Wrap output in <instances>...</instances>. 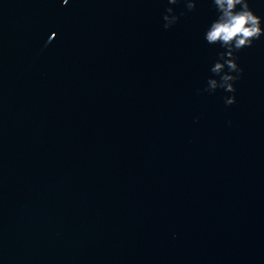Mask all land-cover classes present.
I'll use <instances>...</instances> for the list:
<instances>
[{
    "label": "water",
    "instance_id": "water-1",
    "mask_svg": "<svg viewBox=\"0 0 264 264\" xmlns=\"http://www.w3.org/2000/svg\"><path fill=\"white\" fill-rule=\"evenodd\" d=\"M188 2L0 0V264H264V35L227 92Z\"/></svg>",
    "mask_w": 264,
    "mask_h": 264
},
{
    "label": "clouds",
    "instance_id": "clouds-1",
    "mask_svg": "<svg viewBox=\"0 0 264 264\" xmlns=\"http://www.w3.org/2000/svg\"><path fill=\"white\" fill-rule=\"evenodd\" d=\"M67 3V0H64ZM177 0H169V3L175 4ZM214 5L219 13L208 30L205 33V39L209 44L219 43L224 52L220 54L218 60L212 67V72L216 74L224 73L221 76L223 84L221 85L227 92H234L235 88L232 81L238 79V76H233L231 73H239L242 71L237 63L234 53L245 47L252 46L254 40L259 39L264 35V28L261 27L262 19L257 16L250 8L248 0H213ZM187 7L189 10L195 8L194 0H189ZM169 13L173 10L167 9ZM165 27H169L178 19L172 16L169 19L168 15L164 16ZM55 35V34H54ZM227 71L225 72V69ZM212 88L216 87V81L211 80ZM235 97H229L225 103L233 104Z\"/></svg>",
    "mask_w": 264,
    "mask_h": 264
}]
</instances>
